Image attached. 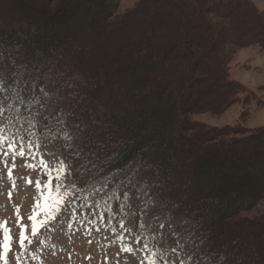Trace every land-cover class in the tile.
<instances>
[{
	"label": "rangeland",
	"instance_id": "374dc122",
	"mask_svg": "<svg viewBox=\"0 0 264 264\" xmlns=\"http://www.w3.org/2000/svg\"><path fill=\"white\" fill-rule=\"evenodd\" d=\"M11 1L15 2L14 0ZM30 1L34 4H42L43 2V0ZM141 1L107 0V4L113 6L114 17L117 18L134 9ZM211 1L205 6L215 14L214 16L207 15V18L203 20L204 22L200 19L201 0H163V3L157 2L155 4L152 2L142 5L139 12L135 13L123 27L113 25L104 29L98 24L95 31L83 26L87 19L81 17V12L78 11L76 16L67 23V25L73 27V33L68 41L69 47H54L58 38L66 37L63 34V28H54L49 34H46L48 37H46V43L50 48L49 56L45 59L46 65H59L61 71L67 72V75L70 76L72 74L68 72L69 65H72L73 68L81 66L84 70L87 67L91 68L92 71L96 70L95 75L91 71L88 72L89 74L86 71L83 73L87 82L92 86L90 91L93 92L90 99L93 100V105L101 103L104 97H110V102L114 103L113 107H110V113L121 109L124 114H130V118L137 119L140 116L139 114L147 113L149 106L147 100L143 99V95L147 90L141 86L135 89L134 86H131L136 80L142 81L145 75L149 76L150 80L145 82L144 85L149 86V91L152 93L158 87V80L161 77L158 72H161L166 65H174V71L171 75L175 76L181 71L188 78V72L191 73L192 71L191 64L195 61L202 62L210 67L209 65L213 61L219 62L222 55V57L224 56L225 69L229 79L241 85L243 83L249 84L250 87L262 86L251 90L242 85L247 91L253 92L255 95L253 101H251V97L248 98L246 94L240 92L235 103L219 114L202 113L189 116L188 119L218 129H231L232 127L242 126L245 130H251L255 128L253 126L263 127L264 48L257 46L255 43L240 46L249 37H237L236 35L239 32L235 30L244 28L248 32V29L252 28L254 31L264 34V22L250 16L245 8L224 10L219 6L218 0ZM249 1L252 2L259 13L264 14V0ZM13 9L12 3L0 0V15H6L9 18L8 21L18 18L12 12ZM226 14L228 17L225 18V21L229 24H226V22L222 24L223 31L227 33L224 35L223 42L218 46V48L222 47L221 53L218 52L213 56L208 54L209 58L205 59L207 42L210 40L208 38L205 42L207 44L204 43L203 46V54H199V52L193 54L189 48L187 49V59L183 63L173 60L172 52H170L172 47L178 48L179 52H182L181 46L183 45L187 46L189 44L191 46L194 44L191 47L195 48L200 39L202 25L206 24L205 21L211 24L210 21L220 20V17ZM145 19H151V27L145 25ZM233 21H236L240 28L232 29ZM18 27H21L19 20L12 28L17 29ZM117 28H120L119 31L116 30ZM0 30H10L6 19L0 18ZM149 32L153 38L151 43H148L150 50L147 49V51L157 53V56L154 57L155 60L153 58V62L156 61L158 64L163 57L165 60L160 66H157V71L146 74L143 67L133 70L135 60L131 51H133L132 49L135 48L138 41H142L144 37L146 38ZM229 43L231 46L229 50H226L225 46ZM11 45L0 42V48L8 55L11 52ZM20 55L13 58L14 68L20 69L22 67L20 65L24 63ZM245 55L250 56L249 61L246 63L243 61ZM211 58H213L212 61ZM36 66L37 59H30L29 69ZM76 76L83 79L79 72ZM213 76L214 74L211 71L204 68L198 71V74L191 76V79H200L199 87H195L192 94L194 97L197 95L203 96L201 107L214 103L222 91V88L219 87L221 86L220 73L218 76ZM114 77L124 86L123 88L120 85L112 84L111 81L114 80ZM74 91L79 93L80 90ZM185 92V88L182 89L178 97ZM5 97L8 99L9 92L6 83L2 81L0 76V101L4 102V107L7 102V100H4ZM28 102L30 103V101ZM175 102H178L176 97H172L169 101L168 99L166 101L159 99L155 110L158 114L162 113L167 104ZM67 111L65 103L47 105L45 109H36L32 112L28 122L22 125L23 129L20 133L14 131L8 134L11 136L15 133L18 140L23 137L22 143L25 149H27L29 142L38 146L33 148L36 153L35 157L28 155L27 152L24 157L17 155L13 158L10 155L5 163V159L0 156V223L7 222L13 236V250L9 254L10 264H17L15 256L19 252L20 227L17 221L20 224L27 225L28 230L25 234L31 241V243H29V240L25 241L26 255L23 257V264H145L146 253L138 250L142 248L140 244L136 243V237H141L149 248L154 249L158 255H163L164 259L167 258L170 264H180L181 260L184 264H187L189 251L185 244L178 237L176 238L175 233L169 235L158 223L161 216L162 202L157 197L153 196L152 199H149L150 202L145 199L148 201L146 203L143 201V196L134 197L132 193L128 192L132 189H115L114 204L109 207L102 200H93L83 204L78 199L72 198V194L78 192L73 179L74 173L78 172L81 175L85 170L92 171L95 169L94 172L97 174L101 171L98 168L103 167L101 165L104 164V161L106 163V160L111 162L116 158H121L128 151L125 149L126 147L110 142V137L114 134V127H106L103 124V130L97 133L91 147L88 146V148L90 147L88 152L90 155L87 156L88 160L86 162L83 157L85 153L84 133L74 123V117L71 119L72 116L67 115ZM53 115H57L59 120L57 132L68 147L69 153L67 155L62 154L54 142L44 136L43 122ZM99 118L100 116L96 117V122L99 121ZM0 120H4V117H0ZM178 120L179 118L176 119L175 124ZM7 121L8 118L4 120L5 127ZM148 127L149 124H146L140 128L144 131L141 132L143 136L140 135L143 138L140 150L135 151L124 162L127 172L132 177L152 179L154 184H159L163 201L169 199L172 204L179 205L180 208L187 211L188 216L192 217L194 221L191 223L190 228L197 227L204 236L201 246L204 252L207 253V251L212 250L216 259L226 260L228 263L264 264V197L252 206L243 205L235 218L229 222L219 221L218 218L210 216L209 212L214 210L216 204L221 205L224 199L222 194L216 193L217 188L224 184V190H227V184L218 175H215L214 178L211 177L210 173L201 180L193 176L191 170L197 160L203 158L206 151L202 147L196 146L191 148L190 153H187L185 151L187 141L176 142V148H179L181 144L184 149V156L180 161L172 162V166L176 165L182 171L178 176H174L172 172L165 168L166 166H161L152 159L154 156L162 154L171 155V145L164 143L160 145L158 143L155 146L153 143H146L148 138L151 139L156 135L152 133V127L146 130ZM140 136H132L122 131L117 133V137L125 140L127 146H130L129 141L131 138L135 141ZM227 136L231 138V134ZM236 136L241 138V135ZM162 141L166 142V139L164 138ZM41 153H44L43 157H41ZM41 158L56 167L60 166L61 161L65 162L61 181L53 180L52 195L57 194L55 185L60 183L61 188L59 191L70 194L65 199L72 201L73 214L66 217L62 213L57 217V221L51 222L48 226L41 228L36 236H32L30 232L31 221L28 220V217L35 212L38 213L37 219L43 218L40 208L36 207L38 202L41 205L43 204V197L40 191L36 189L35 181L40 180L43 183L49 179L46 174L47 170L40 164ZM31 165L35 167H31ZM72 165L75 166L72 167ZM239 169L240 173L246 172L253 178L261 182L264 181L263 165L256 168L255 164L251 166L242 164ZM10 172L11 175H9ZM225 172L230 178L227 182L234 184L235 181H238V172L233 174L226 167ZM210 178H212V181H210ZM30 180L31 182H29ZM142 182L146 183L147 186L150 184L149 182ZM47 194V190H44V195ZM144 205L147 206L140 207ZM205 211H208V213L203 215ZM173 216H175L173 218L174 226H178L184 220L180 213L178 215L173 213ZM116 221L118 222L117 225H115ZM121 222L124 223V227H121ZM195 237L197 238V235ZM0 240H2V230H0ZM126 248H131L132 251L124 250ZM173 248L176 249V253L172 252ZM177 253L179 254L178 257Z\"/></svg>",
	"mask_w": 264,
	"mask_h": 264
},
{
	"label": "trees",
	"instance_id": "16d2710c",
	"mask_svg": "<svg viewBox=\"0 0 264 264\" xmlns=\"http://www.w3.org/2000/svg\"><path fill=\"white\" fill-rule=\"evenodd\" d=\"M4 1L10 4L12 3V7H14L12 12L18 17L16 19L17 21L14 19L8 21L9 18H7L6 15H0L1 19H6L8 28L10 29L9 31L0 30V42L12 44L9 55L5 54L4 50L0 48V76L2 81L6 83L9 92V97L5 104V115L8 118L6 132L17 131L20 133L23 129L22 125L28 122L32 112L36 109H45L47 105L65 103L68 109L67 115H69V117L72 116L71 119L74 117V123L80 127L84 133L85 153L83 157L87 162V156L90 155V153H88L90 151L89 148L97 137V133L103 130V124L106 127L113 126L114 134L110 137V142L126 147L125 149L128 151L127 154L111 162L106 160L107 162L105 163L104 161V164L101 165L103 167L101 169L98 168L101 171L97 174L94 172L95 169L92 171L85 170L81 175H79L78 172L74 173L73 179L75 180L78 192L72 194L73 198L78 199L83 204L93 200H102L105 202L106 206L109 207L111 204H114L115 189H132V191L128 192L132 193L134 197L138 195L143 196V201L145 202L147 201L145 199L149 201V199L155 196L162 202L160 209L161 216L158 223L161 227L163 225L162 228L169 233V235L170 233L171 235L175 233L176 238L178 237L185 244L189 251L187 264H205V262L206 264H235L234 262L228 263L226 260L216 259L212 250L209 252L207 251V253L204 252L201 249L204 236L197 227L190 228L191 223L194 221L192 217L190 218L188 216L187 211L180 208L179 205L172 204L169 199L163 201L161 191L159 190V184H154L152 179L146 177L142 179L139 177H132L125 169L126 165L124 163L135 151L140 150L141 141L143 140V134H141V132H144L140 128L149 124L146 130L152 127V133L156 135L151 139L148 138L146 143H153L155 146L158 143L160 145L162 143L171 145V155L162 154L156 157L154 156L152 159L154 162H158L159 165L166 166L165 168L169 172H172L174 176H178L182 171L178 166H172V162L180 161L184 156V149L181 147V144L179 148H176V142L182 143L183 141H187L185 145V151L187 153H190L191 148L196 146L202 147L203 150L206 151L203 158L197 160L191 170L193 176L201 180L210 173L211 177L214 178L215 175H218L220 179L227 184V190H224V184L217 188L216 193L222 194L224 199L221 205L216 204L214 210L209 212L210 216L218 218L219 221L229 222L235 218L243 205L252 206L264 197V181L261 182L246 172H239V167L242 164L245 166L255 164L256 168H260L262 165L264 166V127L251 130H245L242 126L232 127L231 129H218L208 127L201 123L192 122L188 119L189 116L202 113L219 114L235 103L237 95L240 92L246 94L248 98L251 97V101L254 100L255 95L253 92L247 91L241 84L228 78L224 56L222 57L221 55L219 62L213 61L211 65H209L210 67L204 65L202 62H192V71L191 73L188 72V78H186L187 76H184L181 71L175 74V76L171 75L172 71H174V65H166L161 72H158L161 77L158 80V87L155 88L152 93L149 91V86L144 85L145 82L150 80L149 76L145 75L142 81L136 80L131 86H134V89L141 86L147 90L143 95V99L145 98L147 100L149 110L147 113L143 112L142 115L139 114V118L133 119L129 117L130 114H124L121 109L116 110L114 113H110V107L114 105L113 102H110V97H104L101 103H97L95 106L93 105L94 102L90 99V95L93 92L90 91V89L92 90V86L87 82L83 73L84 71L87 73L91 71L93 74H96V70L92 71L89 67L84 70L81 66H75V68H73L72 65H69L68 72L72 74L70 76L67 75V72H62L59 65L51 64L47 66L45 59L49 56L50 48L46 43L48 38L46 34H49L54 28H63V34L66 37L63 36L60 39L58 38L54 47L67 48L69 47V37L73 33V27L67 25V23L76 16L78 11L81 12V17L88 20V22L85 20L83 26L91 31H95L97 30L98 24L104 29L112 27L113 25H120V27H123L135 13L139 12L142 5L144 6L146 3L152 2L155 4L157 2L163 3V0H142L134 9L117 18L114 17L113 6L107 4V0H43L42 4H34L30 0H14L15 2L11 0ZM201 1L202 8L200 11V19L204 22L203 20L207 18V15L214 16L215 12L212 13L211 10L207 9L205 6L208 2H212L211 0ZM218 2L221 9L224 10L229 8L236 9L239 7L245 8L247 12L250 13V16L261 19V21L264 22V14L261 12L259 13L249 0H218ZM227 17L226 14L220 17V20L210 21L211 24L205 21L206 24L202 25L200 39L196 43L195 48L191 47L194 44L191 46H189V44L187 46L183 45L181 46L182 52H179L178 48L172 47L170 52H172L171 55H173V60L183 63L187 59V49L189 48L190 52L193 54L198 52L199 54H203V46L208 38L210 40L207 42L205 59L209 58L208 54L213 56L218 52L221 53L222 47L218 48V46L223 42L222 40L225 38L224 35L227 33L223 31L222 27ZM18 20L21 27L13 29L12 26L16 25ZM146 24L148 27H151V19H145V25ZM226 24H229V22H226ZM238 26L237 22L233 21V27L231 28H240ZM119 29L120 28H117L116 30L119 31ZM235 31L239 32L238 35H236L237 37H249L247 41H243L240 46L255 43L257 46L264 48V34L258 31L256 32L252 28L248 29V32L245 31L244 28ZM152 38L153 36L149 32L146 38L144 37L142 41H138L135 48L132 49L133 51L131 52H133L135 60L133 70H138L143 67V71L146 74H151L157 71V66H160L165 60L163 57L158 64L156 61L153 62V58L157 56V53L155 51L150 53L149 51L150 47L148 43H151ZM207 43H205V45ZM230 46V43L227 44L225 49L229 50ZM147 49L149 50L147 51ZM18 55H20V57L22 56L24 60V63L20 65L22 66L20 69L13 67V58L19 57ZM225 55L227 56L228 54ZM34 58L37 59V66L35 68L42 69L41 74L32 72L33 68L29 69L30 59L32 60ZM212 60L213 58H211V61ZM180 63L178 64L180 65ZM212 65L214 67H211ZM25 66L27 70H25ZM203 68L207 71H211L214 76H218L220 73L219 79L221 81V86L219 87L222 88L216 101L205 107L200 106L203 102V96L197 95L194 97L192 94L195 87H199L200 79H191V76L198 74V71L203 70ZM49 70H52L50 75ZM76 71L80 73L83 79L76 76ZM52 78L59 79V90L57 93L45 95V92L48 91L49 84L52 82ZM111 82L116 86L120 85V87H124L117 81L116 77H114V80ZM45 87H47V89H45ZM184 88L186 92L178 97L179 92ZM41 89L44 90L41 91ZM78 89L80 91L76 93L74 90ZM172 97H176L178 102L167 104V106L163 108L162 113L158 114L155 107L158 106L159 99H163V101L168 99L169 101ZM28 101H30V103ZM99 116V121L96 122V117ZM178 118L179 120L177 124H175ZM58 121L57 115L50 116L44 120L42 129L46 139L53 141L57 149H59L62 154L67 155V153H69L68 147L57 132ZM120 131L132 136H142L135 141L131 138L129 141L130 146H127L125 140L117 137V133ZM229 134H231V138L227 136ZM236 135H241V138H237ZM164 138L166 142L162 141ZM88 146L90 147L88 148ZM261 148H263V150H261ZM104 167L105 169H103ZM225 167L231 170L233 174L238 172L237 175H239V179L235 181L234 184H232V182H227L230 178L225 172ZM232 179L231 177V180ZM142 181L149 182L150 184L147 186V184ZM210 181H212V178H210ZM146 206L147 205L140 207ZM173 213L175 215L180 213V215L184 217V220L181 221L178 226L173 225V218L175 217ZM204 213L203 215H206L208 211ZM116 223L118 222L116 221L115 225H117ZM195 235H197V238ZM135 239L140 244L141 248L143 244H146L141 237H136ZM146 252L148 253L146 264H148L149 256L153 252L156 255L152 258L157 261V264H163V255H158L154 249L149 247Z\"/></svg>",
	"mask_w": 264,
	"mask_h": 264
},
{
	"label": "snow or ice",
	"instance_id": "6c2138e0",
	"mask_svg": "<svg viewBox=\"0 0 264 264\" xmlns=\"http://www.w3.org/2000/svg\"><path fill=\"white\" fill-rule=\"evenodd\" d=\"M25 70H27L26 66H25ZM51 71L52 70H49V75L51 74ZM32 72L36 74H41L42 69L33 68ZM59 86H60L59 79L52 78V82L49 84L48 91L45 92V95H51L53 93H57L59 90ZM43 90L44 89H41V91ZM4 100H7V97H5ZM5 112H6V108L4 107V102L0 101V117H4V120L7 119L5 116ZM4 120H0V156H2L5 159V163L7 162V158L10 155L13 158H15L17 155L20 157H24L27 152L28 155L35 157L36 153L33 151V148L38 146L29 142L27 149H25L24 144L22 143L24 139L23 137H21L18 140L15 133H13L11 136L7 134ZM43 155L44 153H41V157H43ZM40 164L47 170L46 174L48 175L49 179L43 183L40 180L35 181V187L38 191H40L41 196L43 197V204L41 205L38 202L36 204V207L40 208L41 212L43 213V218L37 219L38 213L35 212L28 217V220L31 221L30 232L32 236H36L41 228L48 226L53 221H57V217L60 216L62 213L66 217H70L73 214L72 201L70 199L68 200L65 199V197L70 196V194L68 192L61 193L59 191V189L61 188L60 183H57L55 185V190L57 191V194L55 196L52 195L53 180L61 181V176L64 170L65 162L61 161L60 166L56 167L54 165H51L47 160L41 158ZM14 166L15 165L13 164V167ZM74 166L75 165H72V167ZM31 167H35V166L31 165ZM9 175H11V172L9 173ZM29 182H31V180ZM44 190H47L48 192L46 196L44 195ZM17 223L20 227L19 252L16 254L15 259L17 261V264H23V257L26 255L25 241L29 240L28 236H26L25 234L28 228L27 225L20 224L19 221H17ZM121 227H124L123 222H121ZM0 230H2V240H0V264H10L9 254L13 250V236L11 234V229L8 226V223L4 222V223H0ZM29 243H31L30 240ZM124 250L129 252L132 251L131 248H126ZM138 250L147 251L148 245L143 244L142 249H138ZM172 252L176 253V249L173 248ZM155 255L156 254L154 252L150 254L148 259V264H157V261L152 258L155 257ZM178 256L179 254L177 253V257ZM163 264H170V262L168 261L167 258H165L163 260ZM180 264H184L183 260L180 261Z\"/></svg>",
	"mask_w": 264,
	"mask_h": 264
},
{
	"label": "crops",
	"instance_id": "0c3cea01",
	"mask_svg": "<svg viewBox=\"0 0 264 264\" xmlns=\"http://www.w3.org/2000/svg\"><path fill=\"white\" fill-rule=\"evenodd\" d=\"M247 54H248V53H247ZM248 55H249V54H248ZM248 55H247V56H246V55L244 56V58H243V59H244V60H243L244 63H246V62L249 61L250 56H248ZM242 85H245L246 87H248V88L251 89V90H255V89L259 88L260 86H262V85H260V86H258L257 88H255V87H250L249 84H244V83H243ZM253 127H255V128H259V127H256V126H253ZM263 127H264V126H263ZM255 128H254V129H255ZM252 129H253V128H252Z\"/></svg>",
	"mask_w": 264,
	"mask_h": 264
}]
</instances>
